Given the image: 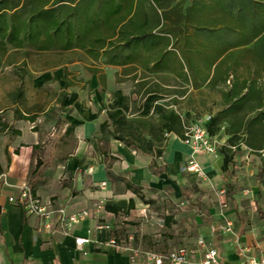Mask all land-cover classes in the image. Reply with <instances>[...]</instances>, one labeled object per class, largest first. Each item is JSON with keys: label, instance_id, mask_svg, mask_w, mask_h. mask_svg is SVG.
<instances>
[{"label": "crops", "instance_id": "1", "mask_svg": "<svg viewBox=\"0 0 264 264\" xmlns=\"http://www.w3.org/2000/svg\"><path fill=\"white\" fill-rule=\"evenodd\" d=\"M177 1L180 0L174 2ZM189 33L194 35L191 30ZM200 38L193 37L184 52L187 50L189 55L197 52V46L201 50L213 47L211 42ZM183 43L181 40L180 48H184ZM175 52L178 61L174 72H151L148 68L152 63L140 58L123 65L108 64L104 58L95 59L79 50L74 61L87 58L102 64V68H92L94 103L85 105L82 99L73 113L57 115L61 140L63 144L69 139L75 141L74 152L63 160L57 159L53 168L46 167L40 172L34 168L37 152L44 144V132L34 125L40 113L44 115L48 110L41 106L36 110L32 106L21 108L20 103L26 97L20 85L27 77L32 80V72L19 68L22 73L16 74L23 77L20 85L6 95L8 105H0V264H149L143 256L131 261L129 251L110 246L109 241L125 240L144 251L157 252L180 246L195 247L200 236L210 239L211 226L222 223L219 214L222 203L233 221L235 233L219 231L211 239L219 250L221 262L243 264L246 259L239 253V246L248 248L249 256L264 259V232L247 216L252 210L264 207V159L258 151L245 141L232 146L235 154L229 171L223 170V156L219 151L216 157L199 154L197 160L203 169L196 173L185 169L192 147L175 132L160 131L162 140L157 141L146 128L140 129L142 141H154L153 148L163 150L161 156L136 150L141 144L135 140L136 145L130 146L115 137L119 133L108 117L110 106H117L127 98L131 106L138 107L151 90L163 94L158 103L168 104V108L183 118L186 114L190 116L189 124L196 117L214 115L223 107L221 94L206 87L215 65L209 68L195 55L194 63L189 66L193 70L189 71L182 49ZM18 53L24 55L22 62L30 56L24 50L15 51ZM14 60L12 53L6 55L0 71L14 65ZM109 68L119 69L121 73L116 75L115 70L111 76L107 73ZM64 69L63 89L66 81L72 85ZM238 70L245 75L244 60ZM207 74L208 81L195 87L192 78ZM229 77H233L231 72ZM127 78L138 86L136 92L126 95L114 90L111 98V85ZM254 115L251 113L245 118ZM127 118L134 120L140 116L132 111L127 113ZM102 124L106 125L103 131ZM156 124L159 126L158 121ZM225 127L226 124L214 136L219 147L227 144L229 136ZM102 182L106 185L101 186ZM25 185L45 202L65 207L70 213L98 203L103 208L99 217L83 220L68 234L38 231L43 220L10 201ZM79 236L90 239L81 248L76 244ZM199 258L200 254L192 256L193 260Z\"/></svg>", "mask_w": 264, "mask_h": 264}, {"label": "trees", "instance_id": "2", "mask_svg": "<svg viewBox=\"0 0 264 264\" xmlns=\"http://www.w3.org/2000/svg\"><path fill=\"white\" fill-rule=\"evenodd\" d=\"M174 1L0 0V66L6 55L19 50L26 56L60 55L59 64L74 61L82 50L108 64L123 65L140 58L152 63L151 72H174L175 49H182L188 67L197 55L207 67L215 65L210 79L208 74L194 76L192 83L199 87L209 79L206 87L221 94L223 107L211 115L205 127L216 136L226 124L227 144L218 149L222 168L229 171L235 154L232 146L245 141L256 151L264 148V0ZM193 37H202L213 47L201 50L197 46V52L188 55L183 49ZM181 40L184 48L179 46ZM242 60L244 76L238 70ZM69 86L66 81L64 87ZM148 92L138 107L131 106L127 98L110 106L108 117L119 133L117 139L130 146L136 145L135 140L141 144L136 150L161 156L163 150L153 148L154 141H142L140 129L146 128L157 141L162 140L160 131L184 137L190 116L183 118L168 104L158 103L164 97L159 91ZM132 111L140 118L129 120L127 113ZM251 113L255 115L246 119ZM105 128L102 124V131Z\"/></svg>", "mask_w": 264, "mask_h": 264}, {"label": "rangeland", "instance_id": "3", "mask_svg": "<svg viewBox=\"0 0 264 264\" xmlns=\"http://www.w3.org/2000/svg\"><path fill=\"white\" fill-rule=\"evenodd\" d=\"M13 56L16 63L0 71V105H8L6 101L8 97H6V95L12 94L20 85V81L23 77L16 74V72L22 73L19 68L26 70L27 73L32 72V80L30 81L27 77L20 85L26 97V101H22L20 106L22 109L32 106V110H36V107L41 106L43 110H48L44 115L41 114L42 112L40 113V118L34 125L44 132V144L37 152V164L34 168L35 172H40L46 167L53 168V164L57 162V159L63 160L67 154L74 152L75 141L69 139V141L63 144L61 140L57 115L60 113H73L82 99L83 104L92 106L91 104L94 103L92 81L94 74L92 68L93 66H101L102 68V64L84 58L81 61L70 62L67 66H63V64L57 66L59 64L58 62L61 61V56L53 53H31L25 62H22L23 54L13 53ZM64 67L66 68L67 80L72 82V85L65 89L62 87L64 84ZM115 70L116 75L121 73V70L114 68H109L107 73L112 76ZM25 77L26 76H24V78ZM111 84L113 83L111 82ZM135 89H138V86L131 78H127L126 81L123 80V82L115 81V83L111 85L110 97H114V90L119 94L129 95L132 93L134 94L136 92ZM4 113H7V110H5ZM46 114H48V116ZM45 116H47V120H45ZM200 117H196V119ZM50 171H52V169H50ZM246 183L251 184L252 182ZM262 206H264V202H262ZM247 216H249L248 219L251 220L256 227H261V230L264 232V229H262L264 228V207L252 210L250 215L248 214ZM229 234L233 235V233Z\"/></svg>", "mask_w": 264, "mask_h": 264}, {"label": "built area", "instance_id": "4", "mask_svg": "<svg viewBox=\"0 0 264 264\" xmlns=\"http://www.w3.org/2000/svg\"><path fill=\"white\" fill-rule=\"evenodd\" d=\"M211 119V114H207L197 119L194 123L185 127L184 140L190 144L193 149L185 167L190 172L200 173L203 169L197 156L206 154L216 157L218 155L219 142L216 137L211 136L205 124ZM258 153L264 159V149ZM1 179V177H0ZM106 185L105 182L101 186ZM10 201L22 206L27 214H33L42 219L38 231H48L51 233L64 232L66 234L83 220L91 217H99L102 211L101 204H95L92 208H86L77 212L70 213L65 207L54 206L52 202H45L38 195L34 194L30 186L25 185L21 188L18 196L10 197ZM225 205L222 203L219 214L223 220L219 225H213L210 228V239L200 236L197 239L195 247L180 246L168 252H157L153 250L144 251L141 247L134 246L125 240L118 241L115 238L109 241V245L117 249L127 250L130 252L131 261H136L143 256L149 264H223L220 260L218 248L212 245L211 239L219 231L234 234L233 221L229 219L224 211ZM88 237H76L78 247L89 242ZM248 248L239 246V253L246 259L243 264H264V259H258L248 255ZM200 254L198 260H193L192 256Z\"/></svg>", "mask_w": 264, "mask_h": 264}]
</instances>
